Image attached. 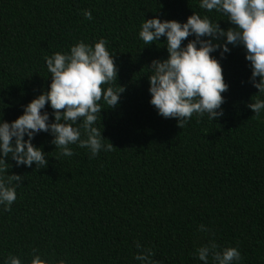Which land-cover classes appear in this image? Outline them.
I'll return each mask as SVG.
<instances>
[{"label":"trees","instance_id":"obj_1","mask_svg":"<svg viewBox=\"0 0 264 264\" xmlns=\"http://www.w3.org/2000/svg\"><path fill=\"white\" fill-rule=\"evenodd\" d=\"M200 2L0 0V120L15 121L50 90L45 57L70 53L80 41L108 42L118 68L110 86L126 89L115 108L103 105L94 125L103 143L116 149L90 158L89 149L73 144L74 155L67 157L42 131L32 142L45 153L46 168L5 158L7 174L24 179L11 211L0 205V264L9 254L31 264L33 249L66 264H141L134 259L141 252L137 242L151 248L160 264H204L196 249L213 240L221 251L238 248L242 260L234 264H264V110L254 116L247 107L264 94L251 82L244 47L228 45L230 53L211 54L229 85L222 117L194 114L182 129L178 119H165L150 103L148 68L168 52L166 37L146 45L141 25L153 18L186 23L195 12L225 31L234 27ZM42 112L55 122L50 103Z\"/></svg>","mask_w":264,"mask_h":264},{"label":"clouds","instance_id":"obj_2","mask_svg":"<svg viewBox=\"0 0 264 264\" xmlns=\"http://www.w3.org/2000/svg\"><path fill=\"white\" fill-rule=\"evenodd\" d=\"M199 7L226 15L234 27L225 31L208 16L201 17L194 12L186 23L147 19L139 32V38L146 45L166 37L168 58L154 60L148 68L151 72L150 103L165 119H178L177 126L182 129L194 114L198 117L207 114L212 121L224 115L222 94L228 91L229 85L225 82L222 65L211 54L221 49V56L230 53L228 45L244 47L252 69L251 82L259 94H264V0H201ZM82 14L86 19H92L90 10H84ZM190 36L195 39L186 47L182 46ZM107 43L102 38L94 46L80 41L70 48V53L46 56L52 81L50 90L25 106L24 114L15 121L0 120V205L5 206V211H11L17 199L16 189L24 179L20 175L7 174L10 165L5 158L10 156L17 166L31 168L35 164L37 169L46 168L45 153L32 142L40 132L50 133L54 137L51 143L67 157L74 155L69 147L73 144L89 149L90 158L102 149H116L111 142L103 143L106 139L94 126L104 110L103 105L115 108L126 90L120 85L110 86L117 81L118 68L114 56L107 50ZM105 85L109 86L105 89ZM252 100L247 107L258 116L264 110V99L256 95ZM49 103L55 118L53 123H49V114L42 112ZM199 229L209 231L204 225ZM136 247L141 252L134 259L141 264H160L152 259L155 253L151 248L142 249L139 242ZM219 248L214 240L209 241L196 249V255L204 264H209V258L211 264H234L242 260L237 247H226L222 251ZM37 251L33 249L31 264H66L64 259H43ZM6 264L22 262L9 254Z\"/></svg>","mask_w":264,"mask_h":264}]
</instances>
